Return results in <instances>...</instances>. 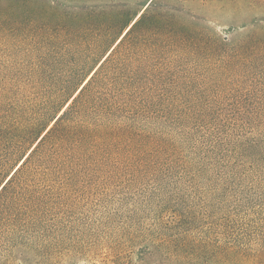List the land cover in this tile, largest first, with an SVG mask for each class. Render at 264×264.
<instances>
[{
    "label": "trees",
    "instance_id": "16d2710c",
    "mask_svg": "<svg viewBox=\"0 0 264 264\" xmlns=\"http://www.w3.org/2000/svg\"><path fill=\"white\" fill-rule=\"evenodd\" d=\"M153 5L99 59L88 52L87 67H51L60 59L46 51L22 56L38 66L0 63V264L65 252L64 218L91 182L224 178L244 146L264 148V114L238 91L264 63V35L227 44ZM160 243L186 264H247L251 254L202 243L212 257L199 260L194 247Z\"/></svg>",
    "mask_w": 264,
    "mask_h": 264
},
{
    "label": "rangeland",
    "instance_id": "374dc122",
    "mask_svg": "<svg viewBox=\"0 0 264 264\" xmlns=\"http://www.w3.org/2000/svg\"><path fill=\"white\" fill-rule=\"evenodd\" d=\"M153 3L155 13L173 15L227 44L254 31L264 35V0H0V63L38 66L36 60L22 56L46 51L60 59L51 67H87ZM102 36L109 37L97 47L94 42ZM57 38L68 43L54 45L49 40ZM90 51L98 53L85 65L82 60ZM72 55L79 60L71 62ZM238 91L256 106L250 113L264 114L257 107L264 105V63ZM260 147L244 146L240 155L231 156L224 178L91 182L64 218V236L71 245L45 264H186L171 261L176 256L160 247L161 240L175 250L194 247L191 257L208 261L212 254L198 250L202 243L241 246L251 252L244 257L247 264H264V148ZM13 264L43 263L17 256Z\"/></svg>",
    "mask_w": 264,
    "mask_h": 264
}]
</instances>
